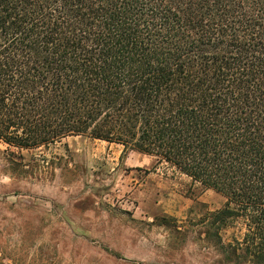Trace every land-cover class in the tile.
Wrapping results in <instances>:
<instances>
[{
    "label": "trees",
    "instance_id": "1",
    "mask_svg": "<svg viewBox=\"0 0 264 264\" xmlns=\"http://www.w3.org/2000/svg\"><path fill=\"white\" fill-rule=\"evenodd\" d=\"M83 134L220 193L213 264H264V0H0V142Z\"/></svg>",
    "mask_w": 264,
    "mask_h": 264
},
{
    "label": "rangeland",
    "instance_id": "2",
    "mask_svg": "<svg viewBox=\"0 0 264 264\" xmlns=\"http://www.w3.org/2000/svg\"><path fill=\"white\" fill-rule=\"evenodd\" d=\"M224 202L86 134L31 150L0 142V264H213L197 222Z\"/></svg>",
    "mask_w": 264,
    "mask_h": 264
},
{
    "label": "crops",
    "instance_id": "3",
    "mask_svg": "<svg viewBox=\"0 0 264 264\" xmlns=\"http://www.w3.org/2000/svg\"><path fill=\"white\" fill-rule=\"evenodd\" d=\"M129 153H137V152H134V151H130ZM143 157H146L147 159V163H151L152 162V157L151 156H147V155H144V154H140V153H137Z\"/></svg>",
    "mask_w": 264,
    "mask_h": 264
}]
</instances>
